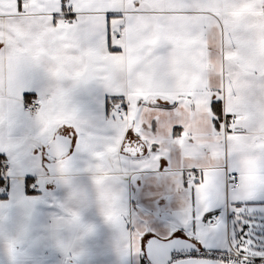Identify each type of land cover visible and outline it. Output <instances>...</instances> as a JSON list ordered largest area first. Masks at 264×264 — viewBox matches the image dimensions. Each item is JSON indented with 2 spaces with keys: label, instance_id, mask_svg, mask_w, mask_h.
<instances>
[{
  "label": "snow or ice",
  "instance_id": "1",
  "mask_svg": "<svg viewBox=\"0 0 264 264\" xmlns=\"http://www.w3.org/2000/svg\"><path fill=\"white\" fill-rule=\"evenodd\" d=\"M0 197L12 264L40 204L65 254L95 206L137 264H264V0H0Z\"/></svg>",
  "mask_w": 264,
  "mask_h": 264
},
{
  "label": "crops",
  "instance_id": "2",
  "mask_svg": "<svg viewBox=\"0 0 264 264\" xmlns=\"http://www.w3.org/2000/svg\"><path fill=\"white\" fill-rule=\"evenodd\" d=\"M78 166L83 167V164ZM73 183L77 188L92 190L91 178L86 172L76 173ZM50 190L61 202L67 201L73 191L67 185H52ZM162 197V193L142 181L129 184V203L132 208L146 212L160 224L166 219L165 209L169 213L175 210V205L168 204ZM59 214L60 210L51 204L37 205L30 222H26L19 212L13 213V219L8 225L10 234L18 235L27 227L26 242L16 264H137L135 257L121 253L116 229L104 221L95 206L84 213L85 222L94 225V232L82 239L79 238L82 235L79 232L65 231L60 234L62 239L72 244V252L65 254L53 239V224ZM143 260L141 257L139 264H143ZM0 264H12L3 241H0Z\"/></svg>",
  "mask_w": 264,
  "mask_h": 264
},
{
  "label": "trees",
  "instance_id": "3",
  "mask_svg": "<svg viewBox=\"0 0 264 264\" xmlns=\"http://www.w3.org/2000/svg\"><path fill=\"white\" fill-rule=\"evenodd\" d=\"M143 264H144V260H143Z\"/></svg>",
  "mask_w": 264,
  "mask_h": 264
}]
</instances>
